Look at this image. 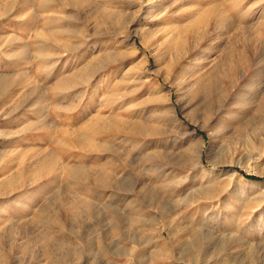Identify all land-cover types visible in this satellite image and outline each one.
<instances>
[{
    "label": "rangeland",
    "instance_id": "obj_1",
    "mask_svg": "<svg viewBox=\"0 0 264 264\" xmlns=\"http://www.w3.org/2000/svg\"><path fill=\"white\" fill-rule=\"evenodd\" d=\"M0 264H264V0H0Z\"/></svg>",
    "mask_w": 264,
    "mask_h": 264
}]
</instances>
